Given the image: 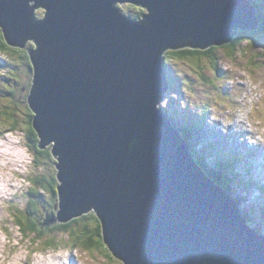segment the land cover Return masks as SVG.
<instances>
[{
    "label": "water",
    "instance_id": "water-1",
    "mask_svg": "<svg viewBox=\"0 0 264 264\" xmlns=\"http://www.w3.org/2000/svg\"><path fill=\"white\" fill-rule=\"evenodd\" d=\"M33 2L0 0V27L11 46L37 44L29 52L39 99L29 103L42 147L52 143L58 159V218L95 211L108 249L124 264H264V239L205 177L157 107L164 51L228 45L257 28L255 7L247 0ZM124 4L147 13L134 19Z\"/></svg>",
    "mask_w": 264,
    "mask_h": 264
},
{
    "label": "rangeland",
    "instance_id": "rangeland-1",
    "mask_svg": "<svg viewBox=\"0 0 264 264\" xmlns=\"http://www.w3.org/2000/svg\"><path fill=\"white\" fill-rule=\"evenodd\" d=\"M33 1L34 0H30V2ZM132 6L134 5L124 4L121 5V8L123 9V12H129L130 10L133 11L131 8ZM44 11L45 9L38 11L37 15L43 16ZM3 33L4 32L0 27V45ZM29 42L27 46H29ZM220 47L218 48L219 57L212 62L210 61L211 59L207 57V59L210 60L206 61L202 58L201 63L192 62L191 59L186 60V58L171 63L168 72L170 73L169 75L174 77V88L171 95H167L166 98L159 102V105L161 108L165 107L167 111L172 114V117H177H173L175 118V121H181V117L178 118L179 114L187 116L191 112L196 114L199 112V109L196 106L193 107L192 103H196V105L200 107H202L203 104H207V112H205V116L207 114L210 124H217L218 129L221 132L225 131V133H229L226 138H221L218 134L216 136L228 146L227 149L229 151L238 152L237 148H232L231 146V141L233 142L232 145L234 144L233 135L223 128L222 123H228L230 121L234 123L230 126H233L235 131H243L244 126L242 124H245L244 120H246L249 125L251 124L249 120L245 118L241 119L245 116L246 109H248L251 112V115L254 116L256 122V125H254L255 130L261 132V126L264 127V58L262 60L263 64L260 62L257 65H246V61L243 60V58H240V60H234L227 54L228 48ZM2 51H6V49L3 48ZM11 56L14 57L2 55L0 53V113L4 107L7 106L16 108L11 111V114H18L17 123L19 134L22 135V139L18 142H14L7 139L6 135L5 137L0 138V264H116L109 263L106 256H101L102 253L100 251L92 250L87 252L84 249L79 248L72 250L71 247H69V243L64 240L62 234L58 235L56 240L58 245L57 249L46 251L41 243L39 245L38 243L32 242L34 234L36 233L29 234L28 238H26V236L22 234L20 227L16 224L18 218L15 219L8 217L10 216L9 211H11L13 204H19V209L22 210H25L28 205H30L31 197L26 193L31 187L28 178L29 176L32 178L35 175L32 168L35 161L33 158V163H31V158L25 146L26 136L22 131L24 116L28 113L26 108L28 101L25 98L28 93L26 86L32 84V76L29 71L33 72V70H31L32 68L29 71L26 70V61L17 58V54ZM170 56L171 54H169V57ZM7 61H10V63L4 66V62ZM213 64H217L219 69H221L220 73L217 75L212 73L213 67L211 66ZM198 67H200V69H198ZM225 72H228L229 75L224 74ZM203 75L209 76L210 79L215 78L211 83V80L203 79ZM182 77L190 78L191 82L188 80L189 83L184 87L187 90L186 92L185 90H182L183 94H181V98H179L180 94L177 91L182 87L180 82ZM8 78L19 79L18 86L9 84ZM14 87L17 89V92H15L14 95L9 96L4 93L5 89L12 91ZM262 93L263 95L261 96ZM217 96L222 100L223 107L230 104L234 105L235 109L238 110L236 115H234V111L228 110L223 116L220 113L219 103L216 101ZM169 99H173L174 102L169 104L167 101ZM5 110L6 109H4V111ZM210 111L216 121L212 120L209 113ZM201 115L200 112L199 116ZM2 120H4V116L0 118V130L7 131L6 127L9 128L11 125L13 126V123H3ZM8 121L12 122V119H9ZM202 124L203 127H205L204 121ZM200 130L203 136L205 130L202 127H200ZM246 132L249 135L251 134L250 137H252L253 140L256 139L257 141L262 142L261 146L264 148L263 136L261 138L260 135H258V137H253L259 134L254 132L253 129L246 130ZM202 138L205 140L204 143L206 145H210L211 138ZM245 153L248 154V157L252 162L259 160L256 147L253 148L251 154L247 150ZM193 158L196 160L198 157ZM260 161L262 162L261 166L256 168L255 164L254 171H252L255 176L251 175L250 172H244L243 176L239 177L232 185V188L235 190V196L240 199H245L240 203V208H246L250 205V208L252 209L254 205L253 209H256L257 207L259 209L257 203L259 202L258 204H261V202L264 201V198H260V196H264V193L260 190V187L262 185L264 186V159L261 158ZM223 165L228 166L227 162L221 164L220 171L226 172L228 169L225 170ZM244 168L246 170H251L250 161L245 162ZM43 172L54 173L49 166L42 170V173ZM250 183H252V185H250ZM50 195L51 191L48 190L44 194L46 198H49ZM239 195H242V197ZM59 200L60 199L58 198L56 204L53 202V206L55 205L54 215L50 210L46 211L43 207L42 211L40 213L38 212L40 221L42 222V219L45 218L44 223L47 225H44L48 227L50 226V228L47 227V230L42 228L45 231H49L52 229L53 225L60 222L62 224L67 222L58 218L57 213L60 211V208H57V206H59ZM40 206H42L41 203ZM13 210L17 213L16 215L14 214L15 216H20L18 209L14 208ZM82 214L83 213L77 215V217H80ZM253 221L254 219H247V222H250V226ZM122 261L120 260V262Z\"/></svg>",
    "mask_w": 264,
    "mask_h": 264
},
{
    "label": "trees",
    "instance_id": "trees-1",
    "mask_svg": "<svg viewBox=\"0 0 264 264\" xmlns=\"http://www.w3.org/2000/svg\"><path fill=\"white\" fill-rule=\"evenodd\" d=\"M251 2L253 6H256V11L259 16L260 24L259 27L256 29H253L251 31H239L238 35L233 42H231L228 45L225 46H215V47H209L208 49H198L196 47H183V48H177L171 51V57L170 59H166L167 62L165 63L166 69H167V78H170L174 81V77L172 75H169V66L167 63L172 60V55L175 58H186L191 59L192 62L201 63L202 58H204L206 61L210 60L211 62L214 61L219 57L218 54V48H228V55L233 58L234 60H240V58H243V60L246 61V65H253V64H259L262 62L264 57V0H248ZM133 11L126 12L130 17L133 18H139L145 13H147L146 9L141 8L140 6H132L131 7ZM5 48L6 51H2V49ZM0 53L2 55L14 57L11 55L17 54V58L21 60H25L26 63L32 64V61L30 60V55L27 50V48L23 49V47H12L11 44H9L7 41L1 37V45H0ZM209 57L210 59H207ZM204 61V60H203ZM177 62V59L175 60ZM205 63V62H204ZM202 63V64H204ZM263 64V62H262ZM211 67H213V73L216 75L220 73L221 69H219V66L217 64H213ZM32 68V66H27V70L29 71ZM33 69V68H32ZM31 69V70H32ZM200 69V67H198ZM30 73V71H29ZM224 74H228V72H225ZM229 75V74H228ZM205 80H211V83L213 82L214 78L210 79L209 76H202ZM182 79V78H181ZM180 79L181 84L183 85L182 80ZM9 80V79H8ZM174 83L172 84V89L174 88ZM173 91V90H172ZM18 107V106H17ZM166 113H168L169 117L172 120V114L167 111L165 107H163ZM4 109H6L4 111ZM4 109L1 111L2 114H0V118L2 115H6L3 120L4 122L10 123L11 121H8L7 119L15 116V114H11V111L16 109L15 107H4ZM32 114L29 113V115L25 116V124L27 125V144L30 149V153L32 154L35 163L33 164V170H34V177L28 178L31 187L29 190L26 191V193L31 197L30 198V205L25 210L19 209V204H13L11 211H9V218H18V221L16 222L17 226L20 227L22 230V234L28 238L29 234H34V238L32 239V242L38 243L42 245L44 250H56L58 245L56 243V240L58 238V235L62 234L64 237V240L69 243V247H71L72 250L84 249L85 251H100L102 253L101 256H106L109 263H116V264H123L120 262L119 258L113 255V253L108 249V244L104 241V232H103V223L101 219L97 216L95 211L90 212H84L80 217H73L72 219L67 220L65 223H58L56 225L52 226V229L49 231H45L50 226H46L47 224L44 223L45 218L42 219V222L39 219V213L42 211V207L54 214L55 211V205L53 206V202L56 204L58 198H59V180L57 178V170L55 167V164H57V159L53 157L52 149L50 147H47L46 149H42L38 145V141L40 140L38 137V133L36 132L35 127L32 123ZM175 119V118H174ZM7 120V121H6ZM205 120V118L200 116V121ZM13 121L17 123V119L14 118ZM173 121V120H172ZM201 123V124H202ZM18 125L13 124L11 127L7 128L9 131L17 130ZM202 127V126H201ZM4 131L1 129L0 134H3ZM186 141L189 142L191 145V152L193 153L194 157H197L193 145L191 144V138H192V132L189 131L187 134L186 131L182 130L181 133ZM211 146V144H210ZM226 147H224V157H226V162L228 166L223 165L225 168V171H220V165H217V162L213 164L214 167L210 168L208 167L205 162H203L200 159L196 158V162L199 164V166L203 169L206 176H208L210 179H213L216 183V185L222 187L223 189L227 190L231 198H235L239 203V199H237L234 194V189L232 188L233 183L237 181V179L240 176V173L238 172V165L237 160L240 159L239 154L240 152H233L229 151ZM237 153V154H236ZM240 163V160H239ZM238 163V164H239ZM47 166L51 167L54 173H42V170H44ZM208 167V168H207ZM233 171V172H232ZM252 185V183H250ZM48 191H51V195L49 198H46L44 194ZM234 199V200H235ZM235 200V201H236ZM40 203L42 206H40ZM53 206V207H52ZM18 209V212L20 213V216H15L17 213L13 209ZM39 212V213H38ZM15 214V215H14ZM246 219H250V215L247 213H243ZM41 217V216H40ZM250 223V222H249ZM46 224V225H44ZM252 224V223H251ZM48 227V228H47ZM42 228H45L42 229ZM42 230V231H40Z\"/></svg>",
    "mask_w": 264,
    "mask_h": 264
},
{
    "label": "clouds",
    "instance_id": "clouds-1",
    "mask_svg": "<svg viewBox=\"0 0 264 264\" xmlns=\"http://www.w3.org/2000/svg\"><path fill=\"white\" fill-rule=\"evenodd\" d=\"M31 5H33V2H31ZM37 17H38V15H37ZM41 17H43V16H41ZM35 46V48H36V46H37V44L36 45H34ZM30 60H31V57H30ZM32 61V60H31ZM27 66H33L32 64H28L27 63ZM34 68V67H33ZM32 72V71H31ZM33 81V80H32ZM32 84H33V82H32ZM32 84L30 85V86H32ZM186 84L185 83H183V85L182 86H185ZM159 100H163L161 97L159 98ZM28 101V103L26 104L27 106H26V108H27V110H29L30 112L29 113H31L32 115H34V116H36V112L35 111H33V109H32V107L30 106L31 104L29 103V100H27ZM161 108L159 107V110H160ZM29 113H27L28 115H29ZM27 114H26V116H27ZM34 116H32V123H33V118H34ZM186 116V115H185ZM183 114H179L178 115V117L180 118L181 117V119L182 120H184L183 122H187V117H185ZM172 120H174V118L172 117ZM175 121V120H174ZM24 123H25V118H24ZM201 123H202V121H200V118H198L197 119V121H194L192 124H190V128L187 126V125H185L184 126V128H186V133L188 134L189 133V131L190 132H192V133H194V134H192V138H191V143H192V147L194 148V151H195V153H196V155H197V157H198V155L199 154H201V153H206V157L207 158H213L214 159V157L213 156H215L216 158L215 159H217L218 157H217V155H222L223 153H224V147H226V144H224V145H221V147H217V145L218 144H216V143H214L215 145H213V144H211V146L210 145H208V146H206V147H208V150L206 151L205 149H204V146H203V144H205L204 143V139L202 138V137H205L206 139L208 138V136L209 135H211V132H212V130H211V127L213 126L212 124H210V121H209V119H207V118H205V120H204V125H205V127H203V124H202V128H204V134H203V136H202V132H201V130H200V127H201ZM185 124V123H184ZM33 126H34V124H33ZM214 127H216L217 128V126L216 125H214ZM182 133V131L180 132V134ZM182 135V134H181ZM183 136V135H182ZM184 138V137H183ZM213 141V140H212ZM209 146H210V148H209ZM224 156V155H223ZM220 157V156H219ZM226 162V159L223 161V162H221V164H223V163H225ZM221 164H220V166H221ZM207 178V177H206ZM208 180H211L210 178H207ZM241 181V180H240Z\"/></svg>",
    "mask_w": 264,
    "mask_h": 264
},
{
    "label": "bare ground",
    "instance_id": "bare-ground-1",
    "mask_svg": "<svg viewBox=\"0 0 264 264\" xmlns=\"http://www.w3.org/2000/svg\"><path fill=\"white\" fill-rule=\"evenodd\" d=\"M248 1V0H247ZM249 2V1H248ZM249 4L250 5H252L251 4V2H249ZM253 6V5H252ZM211 48V47H210ZM165 63L166 62H164V63H162V65H161V67H162V69H164V71H163V76L164 77H167V69H166V65H165ZM32 65H33V67H34V64H33V62H32ZM33 70H35V68L33 69ZM167 96V95H166ZM160 101H162V100H158V103H157V107H160V105H159V102ZM161 108V107H160ZM161 110V112L163 113V115L168 119V122L170 123V125L172 126V120H171V118L169 117V115H168V113H166V111L164 110V108H161L160 109ZM172 128H173V126H172ZM173 130H174V128H173ZM175 131V130H174ZM215 135H217V134H215ZM228 135H229V133H228ZM192 144V143H191ZM183 146L185 147V149L189 152V154L192 156L191 158L194 160V155H193V153L191 152V150H190V148H191V145L189 144V142L188 141H186L185 140V145L183 144ZM194 162H195V164L200 168V170H201V172L205 175V173H204V171H203V169L199 166V164L194 160ZM205 177H207V178H209L208 176H206L205 175ZM212 181H214L213 179H211ZM215 185H216V183H215V181L213 182ZM216 186H218V185H216ZM220 187V186H219ZM222 188V187H221ZM225 190V189H224ZM226 192H227V190H225ZM228 193V192H227ZM228 197L229 198H231L230 197V195H229V193H228ZM231 199H233V198H231ZM234 200V199H233ZM237 203V202H236ZM238 209H239V211L241 212V209H240V207H239V204H238ZM241 214H242V216L244 217V219L247 221V219H246V217L244 216V214H243V212H241ZM249 224V223H248ZM249 226H250V224H249Z\"/></svg>",
    "mask_w": 264,
    "mask_h": 264
},
{
    "label": "flooded vegetation",
    "instance_id": "flooded-vegetation-1",
    "mask_svg": "<svg viewBox=\"0 0 264 264\" xmlns=\"http://www.w3.org/2000/svg\"><path fill=\"white\" fill-rule=\"evenodd\" d=\"M32 68H33V66H32ZM33 69H34V68H33ZM33 69H32V70H33ZM33 72H34V70H33Z\"/></svg>",
    "mask_w": 264,
    "mask_h": 264
}]
</instances>
